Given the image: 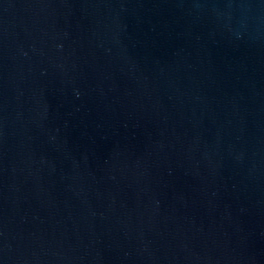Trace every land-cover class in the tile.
<instances>
[{
	"label": "water",
	"instance_id": "95a60500",
	"mask_svg": "<svg viewBox=\"0 0 264 264\" xmlns=\"http://www.w3.org/2000/svg\"><path fill=\"white\" fill-rule=\"evenodd\" d=\"M0 264H264V0H0Z\"/></svg>",
	"mask_w": 264,
	"mask_h": 264
}]
</instances>
